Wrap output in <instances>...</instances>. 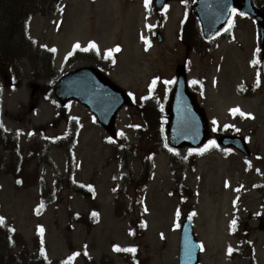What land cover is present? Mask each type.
<instances>
[{
	"label": "rangeland",
	"instance_id": "rangeland-1",
	"mask_svg": "<svg viewBox=\"0 0 264 264\" xmlns=\"http://www.w3.org/2000/svg\"><path fill=\"white\" fill-rule=\"evenodd\" d=\"M254 2L260 6L261 0ZM49 7L50 3L46 5L50 11ZM162 11L164 25L160 27L154 0L147 7L145 0H66L59 13L36 15L30 24V36L38 40L40 47L47 45L56 49L55 67L63 72L81 65L99 67L86 58L66 62L74 45L84 48L95 42L101 54L119 45L120 50L112 52L117 53L115 65L109 67L103 63L101 67L136 99L149 93L156 78L159 79L153 88L166 95L172 85L165 81L174 80L176 66L186 63L190 80L203 85L200 102L207 110L211 128L223 133L238 130L247 137L252 156L245 158L236 150L222 154L219 146L209 147L213 153L199 159L196 170L186 175L195 197L189 206H181L178 196L172 194L177 177L169 164V154L160 153L146 188L140 192L130 186L121 202L120 216H116L112 187L120 185L119 177L130 172V167L121 165L112 149L119 145V138L133 144L140 142L143 132L135 127L141 125L136 108L126 107L120 112L118 139L110 141L106 131L80 103L69 102L64 115L55 104V97H44L48 80L38 59L25 56L21 59V81L16 90H11L5 83L9 62L0 52V83L4 88L2 120L9 136L20 135L23 144L28 141L46 143L49 137L67 130L68 118H77L80 123L75 173L66 172L65 158L59 149L52 152L65 182H70L56 204L37 211L41 202L40 187L30 185L17 190L12 176L0 173V215L12 220L30 244H33L37 227L43 226L54 264H62L74 251V246L78 250H89L100 263H104L107 256L108 264H127L114 252V245L135 246L141 264H178L179 227L187 216L194 220L196 236L204 247L201 264H247L242 255L228 257L229 247L239 245L238 238L228 233L230 222L238 213L249 224V235L256 247V263L264 264V191L256 189L257 184L264 186V82L257 23L250 16L234 15L231 22L236 30V41L216 36L210 41L211 52L201 57L178 40L185 14L181 2L173 0L167 10ZM158 33H162L161 42L157 41ZM146 41H150V45H146ZM253 60L257 62L254 64ZM257 82H262L263 87L253 96L237 93L240 84ZM237 107L251 115L233 114L230 110ZM146 143L151 147V142ZM180 153L185 155L186 150ZM42 165L39 171H43L45 180L53 186V172L43 169ZM35 166L36 162L32 167ZM133 169L134 178L138 180L140 164L136 163ZM74 180L93 186L97 190V201L76 194L71 183ZM126 184H121L120 188L125 189ZM96 207L101 211V218L91 231L84 225H74V213L87 214ZM135 221L142 223V227L131 224ZM71 264H84L83 258L77 257Z\"/></svg>",
	"mask_w": 264,
	"mask_h": 264
},
{
	"label": "trees",
	"instance_id": "trees-1",
	"mask_svg": "<svg viewBox=\"0 0 264 264\" xmlns=\"http://www.w3.org/2000/svg\"><path fill=\"white\" fill-rule=\"evenodd\" d=\"M56 0H52L55 4ZM48 0H0V40L7 41V51L12 55V64L16 62L17 57L23 52L35 54L36 42L28 38V25L31 18L37 13H44L43 7ZM193 3V2H192ZM192 3L187 4L188 17L183 23L180 35L184 43L187 44L191 51L198 53L200 56H205L208 53V41L202 36L201 26L198 19L195 17L192 10ZM264 10V0L262 4ZM47 57V53H43ZM51 60L47 57V61ZM45 61V60H44ZM48 61V62H49ZM240 92H242L240 88ZM243 93V92H242ZM1 107V95H0ZM141 119L145 124L144 143L139 146L129 145L122 147L123 153H120L123 163L130 164L134 159H142V180L145 181L149 177V172L152 168V156L158 151H165V139L163 132V103L161 99L152 96L145 100L138 107ZM1 123V122H0ZM152 143L151 147L147 146L146 141ZM75 142V137L65 136L56 141V144L61 147L66 155L69 169H73L75 161L73 160L72 148ZM52 146L47 145L44 150L38 152L37 155L30 157L44 159L46 164L49 163L55 171L57 178V185L60 184L59 173L55 168L51 158L50 151ZM132 155V156H131ZM197 154L189 152L187 159L181 158L177 153L171 155V166L178 176L184 174L186 169L195 166V159ZM133 157V158H132ZM30 158H23V150L16 140L8 139L5 135V129L0 127V169L4 167L10 171L17 182L23 179L27 173L25 164ZM20 183H17V185ZM141 185V183H139ZM183 189L187 190L185 185H181ZM78 193L89 197L88 190L77 188ZM121 193H117L116 206L121 200ZM192 192L190 193V196ZM189 196V197H190ZM117 207H120L119 205ZM118 211V208L117 210ZM81 222L90 224L88 218L80 216ZM12 226L6 221L0 224V264H51L47 256L42 255L41 237L36 243V251L33 253L28 249L26 243L22 240L16 231H11ZM45 249V244L43 242ZM126 261L131 262L134 258L130 252L118 251ZM87 264H95L93 258L85 255Z\"/></svg>",
	"mask_w": 264,
	"mask_h": 264
},
{
	"label": "water",
	"instance_id": "water-1",
	"mask_svg": "<svg viewBox=\"0 0 264 264\" xmlns=\"http://www.w3.org/2000/svg\"><path fill=\"white\" fill-rule=\"evenodd\" d=\"M168 0H158L162 6ZM254 15L259 20L264 48V13L254 7L251 0H198L196 13L201 18L206 37L214 35L228 21L231 9ZM264 62V54H263ZM264 69V63H263ZM178 79L167 107L166 135L168 144L174 148L196 147L210 136L208 122L197 95L188 89L184 66L178 67ZM62 102L78 98L88 105L102 124L114 135V119L117 111L128 102L126 93L114 85L95 68H81L62 79L57 86ZM217 141L225 146H235L248 155L241 137L221 136ZM200 246L195 240L191 223L184 222L180 264H197Z\"/></svg>",
	"mask_w": 264,
	"mask_h": 264
},
{
	"label": "snow or ice",
	"instance_id": "snow-or-ice-1",
	"mask_svg": "<svg viewBox=\"0 0 264 264\" xmlns=\"http://www.w3.org/2000/svg\"><path fill=\"white\" fill-rule=\"evenodd\" d=\"M150 3H151V0H145V6H146V7H147ZM167 7H168V5H164V10H165V11L167 10ZM231 13H232V15H235V14L237 13V9H236V8H232V9H231ZM239 15L244 16V15H246V13H244V12H240ZM231 26H232V22L230 21V22H229V27H231ZM149 27H151V25H149ZM142 38H143V37H142ZM146 45H150V41H146ZM45 47H46V46H45ZM76 47L79 48L80 45L77 44ZM96 47H97V45L95 44V42H91V43L89 44L88 48H85L84 50H85V51H88L89 49H93V48H96ZM119 50H120L119 45H117L114 49H109V50H108V54L111 55V53H112L113 51H117V52H118ZM51 51L54 52V51H56V49H55V48H52ZM257 51H259V49H257ZM70 54H71V53H70ZM256 62H257L256 60H253V61H252V63H254V64H255ZM156 79H159V78H156ZM156 79H154V80L152 81V85H150V89L153 88V87L155 86V84H156ZM174 82H175L174 80H166V81H165V84H172V83H174ZM191 83L196 84V83H200V82H199V81H196V80H193V81H191ZM130 95H131V93H130ZM144 99H147V97H144ZM230 111H231L233 114H235V113H237V112H240V114H241V115H244V116H250V115H251L250 113H243V112H241V110H240L238 107H237V108H233V109H231ZM213 124H214V125L216 124V121H215V120H213ZM2 126H3L2 123H0V127H2ZM135 127H139V125H135ZM225 127H229V125H225ZM231 127H234V125H232ZM120 135H123V132H121ZM108 139L111 141L112 138L109 137ZM214 146H218V145H217L216 141H215L214 139H212V140H209V141H208V143L204 146V148H199V149H189V152H190V153H191V152H199V153H203V152L206 151L209 147H214ZM171 150H172L173 152H175V149H171ZM225 151H231V149H226ZM185 159H187V157H185ZM18 183H20V181H18ZM226 186H227V183H226ZM88 187L91 188V185H88ZM42 207H43V203H41V205L38 207L37 211H39V208H42ZM145 211H147V208H145ZM92 215H93V216H98L99 214L96 213V212H93ZM177 215H179V210L177 211ZM193 215H195V213H193ZM189 218H191V217H189ZM4 222H5V217L0 216V224H3ZM231 223H232V225L234 226V225L236 224L235 219L232 220ZM177 226H179V225H177ZM11 231H15V229L13 228V229H11ZM39 232H40V235H41V245H42L41 248H40V252H41L42 255H45V256H46L45 249H44V247H43V232H44V229H43L42 226L39 227ZM201 249H203V244H201ZM114 250H115V251H126V252H131V253H135V252H136V248H134V247H129V248H124V249H122L119 245H114ZM228 252H229V253L232 252L231 247H229ZM84 254L87 255V252L85 251ZM78 255H80L79 252H74V253H72V254L67 258V260L64 262V264H71V262L74 260V258H75L76 256H78Z\"/></svg>",
	"mask_w": 264,
	"mask_h": 264
}]
</instances>
